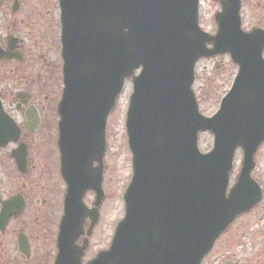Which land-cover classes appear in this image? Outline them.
Segmentation results:
<instances>
[{
  "label": "water",
  "instance_id": "95a60500",
  "mask_svg": "<svg viewBox=\"0 0 264 264\" xmlns=\"http://www.w3.org/2000/svg\"><path fill=\"white\" fill-rule=\"evenodd\" d=\"M221 2L212 35L200 27L199 0H60L65 88L59 144L68 185L61 254L69 241L87 235L70 264H81L99 218L108 116L127 78L134 89L126 119L133 175L125 215L109 249L87 264H201L229 225L262 200L252 171L264 142V29L244 31L242 1ZM16 44L10 39L5 48L0 33V59L22 58ZM226 52L239 72L219 110L206 116L193 88L196 64ZM206 131L214 147L204 153L199 139ZM19 136L0 100V146ZM239 148L243 165L228 193ZM89 190L96 192L93 208L83 200ZM18 202L4 207L0 229L20 212Z\"/></svg>",
  "mask_w": 264,
  "mask_h": 264
},
{
  "label": "rangeland",
  "instance_id": "374dc122",
  "mask_svg": "<svg viewBox=\"0 0 264 264\" xmlns=\"http://www.w3.org/2000/svg\"><path fill=\"white\" fill-rule=\"evenodd\" d=\"M9 5L7 4L0 11V30L3 32V41L6 43L9 34L19 36L23 44L20 52L24 54V58L0 60V92L5 96L6 105H8L15 98V93L21 88L25 78L28 84L25 89L34 95V102L39 104L47 118L53 117V107L60 99L63 80L61 50L59 49L58 0H21L20 8L14 18L8 19V22L12 23L11 27H8L5 20ZM219 10H221L219 0H200V23L204 30L212 33L217 30L215 15ZM241 14L244 29L250 30L256 26L264 28V0H243ZM47 44L56 47V54L54 51L47 50ZM41 53L47 57L48 62L43 60ZM51 62L53 66L49 69ZM237 71L238 66L227 54L209 56L198 62L194 89L202 113L209 116L219 109L220 102L231 88ZM52 76L55 79H52ZM132 91V79H128L116 107L109 116L106 129L107 147L103 159L102 188L105 196L100 205L99 219L90 236L84 262L94 257L100 249L109 246L116 224L124 216L123 194L133 173L132 154L128 147L125 125ZM47 97L50 100H47ZM9 109L12 115L21 120L20 114L14 107ZM55 118L57 119V116ZM32 143L37 144L35 141ZM212 147L213 134L201 133V150L206 152ZM10 148L0 150V185L5 194L21 190L23 182H27L26 179L17 178V169L8 158ZM255 160L256 166L252 175L263 187V200L253 209L236 218L217 240L213 250L202 264H264V143L259 147ZM242 162L243 152L238 149L231 173V185L236 182ZM37 174H39L38 169ZM42 183L47 184L46 177L42 178ZM36 189H38L37 182ZM40 191L43 190L40 189ZM85 201L92 206L95 193L87 192ZM20 221L27 222L30 231L38 232L39 228H34L37 222L28 223L25 218H21ZM15 228L18 226L16 222H13L6 235L0 232V264L6 263L5 249H15L13 233Z\"/></svg>",
  "mask_w": 264,
  "mask_h": 264
},
{
  "label": "flooded vegetation",
  "instance_id": "af4514ba",
  "mask_svg": "<svg viewBox=\"0 0 264 264\" xmlns=\"http://www.w3.org/2000/svg\"><path fill=\"white\" fill-rule=\"evenodd\" d=\"M19 1L20 4L17 5L14 3V0H0V11L5 8L7 4H10L7 16H5L8 27L12 26V23H9L8 19L12 20L20 8L21 0ZM8 31L10 30L8 29ZM0 32L2 34L1 41H3V32L1 30ZM10 38L18 40L13 51L16 50L20 52L23 44L22 39L17 35L9 34L6 43H3V41L2 45L7 48ZM46 48L49 51H54L56 54V47L54 45L47 44ZM40 56L43 57V60H48L46 56H43V53H41ZM49 64L50 63H48V65ZM52 66L51 62L49 69H51ZM51 78L55 79L54 76ZM27 85V80L24 78L21 88L15 93V98L11 103H8V105H6L5 96L0 92V99L5 110L10 113L9 108L14 107L16 112L21 116V120H18V118L10 113L16 118L20 125L21 134L19 141L10 143L6 147H1L0 150L11 147L8 158L14 163L17 169V178L27 180V182H23L21 190L10 192L9 194H5L0 185V210L2 209V205L9 202L13 197L21 196L24 201V206L20 213L12 216L5 230L2 232L0 231L2 234L6 235L7 232L10 231L11 224H13V222L17 223L18 228L13 229L15 249H5L4 256L7 258L5 264H56L59 253L58 233L60 221L64 212V197L66 190L65 182L60 174V153L58 146L59 117L57 114L58 101L55 102L53 107V117L49 116V118H47L39 104L34 102V95L25 89ZM46 99L50 100L48 97ZM56 116L57 119L55 118ZM32 141H35L37 144L32 143ZM24 145H27L25 163L23 162L25 156L22 151ZM17 159L21 161L23 171H19ZM37 169L39 170V174H37ZM44 177L47 178L46 185L42 183V178ZM36 182L38 189H36ZM50 187H52V189ZM40 189L43 191H40ZM21 218H25L28 223L34 224V222H37L34 228H39L38 232L30 231L27 222L20 221ZM82 244L83 241L80 240L76 241L75 244L70 242L69 254L66 260L72 261L73 255L78 257ZM14 252L15 255H13ZM86 252L87 250L85 251V255ZM84 257L82 259V264H85L91 259L84 262Z\"/></svg>",
  "mask_w": 264,
  "mask_h": 264
}]
</instances>
